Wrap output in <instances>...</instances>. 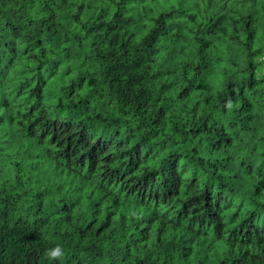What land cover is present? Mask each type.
I'll return each mask as SVG.
<instances>
[{"label":"trees","instance_id":"16d2710c","mask_svg":"<svg viewBox=\"0 0 264 264\" xmlns=\"http://www.w3.org/2000/svg\"><path fill=\"white\" fill-rule=\"evenodd\" d=\"M0 264H264V0H0Z\"/></svg>","mask_w":264,"mask_h":264},{"label":"clouds","instance_id":"9594fccd","mask_svg":"<svg viewBox=\"0 0 264 264\" xmlns=\"http://www.w3.org/2000/svg\"><path fill=\"white\" fill-rule=\"evenodd\" d=\"M46 255L49 256V258H58L60 257L61 253L59 249H55L53 251H51L50 253H46Z\"/></svg>","mask_w":264,"mask_h":264}]
</instances>
